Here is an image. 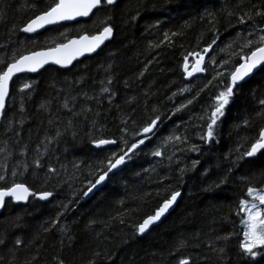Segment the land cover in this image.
Instances as JSON below:
<instances>
[{
	"label": "trees",
	"instance_id": "1",
	"mask_svg": "<svg viewBox=\"0 0 264 264\" xmlns=\"http://www.w3.org/2000/svg\"><path fill=\"white\" fill-rule=\"evenodd\" d=\"M4 0H0L3 3ZM10 7L7 9L6 22L0 23V57L8 59L14 51L24 52L30 50H44L46 41L48 45L52 39L58 36L55 26L51 31L48 29L34 36L26 35L22 32L10 33L13 24L17 27L27 22L32 15L30 12H23L20 6L25 0H6ZM42 3V0H36ZM136 0H120L119 5L112 13L113 20L110 23L114 27V37L98 54L86 58L68 70H60L54 67H48L38 75H23L29 82L34 83L35 91L31 99H25L24 115L28 119L22 132L21 144L9 143V149L17 153L23 146L28 144V156L19 157L13 155L12 161L8 163L13 165L20 159L31 161L35 156L34 149L40 140L47 133L54 135V129L49 131L47 124V114L38 112L40 103L53 96L59 95L61 99L71 90L73 82L85 78L84 84H77V88H84L89 92L98 91L99 81L104 80L106 76H111L114 80L111 86L116 93V101L113 105H107L104 101V107L100 108L99 117H90L88 121L82 122L77 126L78 136L72 139L70 133H66L58 143L49 145V153L45 156L44 162L50 166H55L61 170V182L68 178L70 183H64L60 187L55 178L46 186L33 180L30 176H24V182L31 186L37 192L53 191L55 195L50 201L42 203L30 198L27 205H16L15 203L6 204L2 214H0V231L7 230L9 243L12 239L20 238L25 243L20 246L15 264H24L26 260H31L33 255H37L36 246L28 247V241L34 234L42 233L46 222L55 219L59 212L63 211L61 202L68 204L70 201L71 211L60 217V224L57 228L67 225L70 233L74 237L72 246H68L67 237L64 238V245H61V234L53 229L52 232L40 236L38 243H43V248L38 253V259L33 264H55L54 257L60 256L65 264H89V259L93 258L95 251L110 253V258L103 256L97 259L96 264H179V261L185 258L196 259L197 264H216L215 258L205 260V255L211 256L208 252L207 244L210 238L217 234H224L234 230L238 231V219L235 216L234 209L239 199L244 198L246 194V185L242 184L241 177L254 176L264 171V154H258L253 158H246L240 162V167L236 168L229 176L228 183L223 184L221 188L213 192H205L203 189L209 183L218 181L224 174V169L231 167L228 160L225 159L229 152L238 146L241 137L249 136L245 148L249 147L254 137L258 136L261 123L255 122L253 127L245 129L242 127L243 120L254 114L253 91L257 95L264 94V73L255 75L248 83L244 84L241 93L234 97V102L226 108V115L222 118L217 129L219 143L206 144L195 138L196 133L201 129L187 124L189 116H195L201 112L200 104L204 102L208 93L215 94L217 89L209 87L208 91L201 95L200 101L191 106L192 112L188 109L184 113H178L172 120H166L160 127V136L166 137L175 130L176 134L183 133L187 128V135L191 136V143L201 146V154L190 153L185 155L180 152V148L187 145H179L173 149L169 145L164 149L165 153L173 150L176 156L173 160L180 159L179 164L173 163L169 166V161L161 157H153L149 154L150 148H155L161 140L153 138L155 143L148 141L149 148H145L144 153L131 161L126 171L113 182L108 183L103 191L96 192L88 200L82 194L72 200V195L77 189H81L90 179L88 175V165L94 164L96 157L94 149L90 143L88 132L95 135L100 133L91 128V120L96 119L103 127L106 126L105 136H119L118 125L119 117L123 112L129 111V106L125 104V98L134 102V119L138 126L147 122L148 115H152L150 109H145V92L151 94L147 100L148 105L158 107L161 113L170 114L169 110L177 107L185 101V97H190L199 88L206 83V79H211L214 69L206 65L208 70L204 75L193 77L191 80L184 79L181 71L176 70L177 62L182 60L181 53L185 49H196L199 43L203 48L211 41L212 33L209 31L211 25L204 21L203 23L194 19L203 10L204 7L213 8L216 0H196L197 7L189 8L185 5L188 0H173L163 10L144 11L141 8L140 19L135 23L127 22V17L131 12L125 11V5L135 4ZM157 3H163V0H156ZM190 23V29H184L185 35L179 40L174 48L164 47L155 51H149V44L158 40H163V33L170 30L180 31L182 26ZM158 24L159 27H152V24ZM80 24L88 25V32H98L103 25L96 28L91 27L92 17L87 21H80ZM80 24H64L61 30H68L69 35L75 38L78 34L73 29H79ZM223 28V17L221 25ZM232 31H235L233 29ZM203 34V35H202ZM229 38L228 32H222L221 40L218 42L223 46V41ZM35 41V44H33ZM183 44V48L180 44ZM238 50V49H237ZM210 53L209 55H212ZM158 56V61H152ZM226 56V54H220ZM220 57H218L219 59ZM195 62L194 58H189V62ZM148 67V71L142 78L139 73ZM111 65L109 71L105 68ZM219 71V65L215 66ZM199 77V79H197ZM128 82V86L125 85ZM21 85L23 81L20 82ZM215 83V82H214ZM193 85V93H184L179 95L181 88ZM42 85V86H41ZM53 85L55 87H53ZM63 88L64 92H59ZM173 92L178 93L173 99L169 97ZM11 95L15 99H9L7 106L11 109L20 107V95L17 88L11 89ZM59 103L53 100L52 111L55 112L56 105ZM118 104V106H117ZM111 107V111L108 108ZM66 115V114H62ZM198 121H194L196 123ZM179 125V127H177ZM61 123L60 127L63 128ZM4 138L0 137V153L4 150ZM131 142V140H130ZM115 147V146H109ZM242 148L241 151H244ZM43 150V149H42ZM206 153V154H205ZM199 159L195 171H189L183 180L179 178V169L191 167L192 161ZM231 160H236V153L233 152ZM4 162L3 155H0V163ZM83 162V163H82ZM74 163L81 165L80 170L73 167ZM66 169V171H65ZM201 169L208 171V176L201 173ZM22 171V169L18 170ZM43 175V173H41ZM73 174L77 179H72ZM171 178L163 180L165 175ZM202 175V176H201ZM163 180V183L158 182ZM255 183V181H253ZM71 185V186H70ZM258 187L264 186L257 184ZM167 188V191H165ZM180 191L182 196L175 209L168 215L160 225L153 227L146 235H134L136 227L143 222L149 215L154 214L156 209L163 203L173 191ZM151 193L152 195H147ZM159 193V195H157ZM38 210V211H37ZM124 214L126 223L121 224L119 218ZM116 217V219H113ZM231 221L235 223H230ZM19 223L21 227H16ZM129 225H132L131 227ZM103 236L100 240L96 236L100 233ZM194 235H199V247L192 245L197 243ZM242 234L234 236L229 242V255L236 250V244L242 240ZM188 241L189 246L179 251L181 241ZM61 248L63 250L61 251ZM3 255L7 256L6 252ZM260 264H264V259L257 258ZM226 264H232L227 260Z\"/></svg>",
	"mask_w": 264,
	"mask_h": 264
},
{
	"label": "snow or ice",
	"instance_id": "2",
	"mask_svg": "<svg viewBox=\"0 0 264 264\" xmlns=\"http://www.w3.org/2000/svg\"><path fill=\"white\" fill-rule=\"evenodd\" d=\"M120 0H42V3H37L36 0H25L20 6L23 12H30L32 15L27 22L17 27L15 24L10 28V33L22 32L26 34L37 33L41 29H46L47 26H60L55 29L58 36L52 39V43L48 45L47 41L44 50H30L26 54L24 52L14 51L10 58L5 59L0 57V137H3L4 150L0 155H3L4 162L0 163V210L6 207V204L11 203H29V198L39 201H50L55 195L53 191L37 192L27 185L22 179L24 176H30L33 180L46 186L53 178L56 179L60 187L64 183H70L68 178L62 182L60 180L61 170L55 166H50L44 162L45 156L49 153V145L56 142L66 134L70 133L73 140L78 136L77 126L82 122H86L90 117H99L101 115L99 109L104 107V101L111 106L116 101L115 90L111 87L114 80L111 76H106L104 80L99 81L100 87L98 91L89 92L84 88H77V84H84L85 78H81L77 82H73L72 88L66 95L53 96L52 99L44 100L40 103L38 112L47 114V124L49 131H54V135L47 133L40 140L39 144L34 149L35 156L31 161V165L26 160L20 159L10 166L8 163L12 161L13 155L19 157L28 156V144H23L22 148L13 153L9 149V143L21 144L22 132L25 124L28 123L27 117L24 115L25 99H31L32 93L35 91L34 83L19 74L37 73L44 69L46 65H55L59 68H68L73 61L85 56V54L96 53L105 45L106 41L112 39L114 35V27L110 23L113 20L112 13L119 5ZM173 0H163V3H157L156 0H136L135 4L125 5V11L131 12L127 17V22L135 23L140 19L142 14L141 8L144 11L163 10ZM189 8L197 7L196 0H188L185 5ZM10 5L6 0L0 3V23L6 22L7 9ZM92 17L91 27L96 28L103 25L98 32H88L86 24H80L79 18ZM221 17H223V28L221 25ZM197 21L203 23L207 21L212 33L211 41L203 48H200L199 43L196 49H185L182 60L177 62L176 70L181 71L184 79L192 78L196 73L206 72L208 70L205 64V57L208 58V65L214 69L211 74V79H206V83L202 85L190 97H185V101L181 102L174 109H170V114L161 113L160 109L155 106H149L147 100L151 98L149 92H145V109H150L152 115H148L147 122L142 126H138L134 112L135 97L132 100L125 98V104L129 106V111L123 112L119 117L118 125L119 136H105L106 126H101L96 119L91 120V128L97 130L100 134L95 135L93 132H88L90 143L93 148L98 150L94 153L96 157L95 163L88 165V175L90 179L83 188L77 189L72 195V200H75L78 195L88 197L90 194L103 191V188L108 183L113 182L115 178H119L126 171L131 161H134L138 155L144 153L145 148H149L148 141L155 143L154 137L161 140L160 144H156L155 148H150L149 154L153 157H161L169 161V166L173 163L179 164L180 159L173 160L176 156L175 150L170 153H165L169 145L173 149L179 145H187L180 148V152L188 155L190 153L201 154V146L196 143H191L192 137L187 135V128L183 133L176 134L175 130L172 134L162 137L160 136V127L166 120H172L178 113H184L185 109L192 111L191 106L200 101L202 94L208 91L209 87H215L216 93H208L204 102H201V112L195 116H189L186 121L192 127L201 129L196 133L195 138L203 141L206 144L219 143L217 129L222 118L226 115V108L234 102V97L241 93L244 84L248 83L255 75L264 73V0H216L213 8L204 7L198 16L194 17ZM76 21L80 24L79 29H73L78 34L75 38L69 35L68 30L64 28L63 22ZM152 27L158 28V24H152ZM191 24L187 23L182 26L180 31L170 30L163 33V40H158L149 44V51H155L164 47L174 48L179 40H182L185 35L184 29H190ZM235 29V31H232ZM49 31L53 29H48ZM222 32H228L229 38H226L222 43ZM203 35V34H202ZM35 44V41H33ZM5 45H0V48ZM183 48V44H180ZM238 49V50H237ZM213 53L212 55H209ZM226 56H220V54ZM194 58L195 63L189 65V58ZM218 57H220L218 59ZM158 61V56L152 61ZM219 65V71L215 68ZM148 66L139 73L138 78H142L148 71ZM112 68L108 65L105 71ZM15 78V80H14ZM199 79V77H197ZM21 81H23L21 85ZM215 82V83H214ZM128 86V82H124ZM10 86L18 89L20 95V107L16 109L14 106L9 109L7 106L8 100L15 99L11 95ZM53 87H55L53 85ZM59 92H64V89H59ZM184 93H193V85L181 88L179 95ZM178 93L173 92L169 97L170 100L177 96ZM253 106L255 112L253 115L246 117L243 120L242 127L250 129L255 122H260L261 127L257 137L252 138L253 142L249 147L245 148L249 140L246 134L241 137L238 146L231 150L228 156L225 157L229 161L231 167L224 169L222 177L215 182L209 183L203 190L205 192H213L221 188L223 184L228 183L229 176L232 172L240 167V162L246 158L256 157L258 154H264V94L257 95L253 91ZM53 100L59 101L56 105L55 112L52 111ZM118 106V104H117ZM111 111V107L108 108ZM66 114V115H62ZM194 121H198L194 123ZM64 124L63 128L60 127ZM175 125V121L172 120ZM179 127V125H177ZM131 140V142H130ZM115 146V147H108ZM245 148L244 151H241ZM43 149V150H42ZM236 153V160H231L232 153ZM199 159L192 161L191 167H183L179 169V178L183 177L189 171H195L199 165ZM73 167L80 170L81 165L74 163ZM22 169V171H18ZM66 171V169H65ZM43 173V175L41 174ZM204 176H208V171L201 169ZM73 174L72 179H77ZM171 177L165 175L163 180H168ZM163 180L158 182L163 183ZM255 181V183L253 182ZM242 184L246 185V194L244 198L239 199L235 209L233 210L238 219V231L234 228L233 231L217 234L210 238L207 244L208 252L211 254L205 255V260L212 257L215 258L216 264H226L227 260H231L232 264H260L257 259H264V186L258 187L257 184L264 185V171H261L254 176L241 177ZM71 186V185H70ZM167 191V188H165ZM147 195H152L148 193ZM159 195V193H157ZM182 196L180 191H173L163 203L156 209L154 214L149 215L142 223L136 227L134 235L143 236L152 225H157L161 222L170 209L176 204L179 197ZM70 203L61 202L63 211L59 212L55 219L51 222H46L47 226L43 228L42 233L34 234L28 241V247L36 246L37 255H33L31 260H26L24 264H33L37 260L38 253L43 248V243L40 241L41 235H46L56 229L61 234V245H64V238L67 237L68 246H72L74 237L69 235L70 228L67 225L57 228L60 224V217L71 211ZM116 219V217H113ZM230 223H235L228 218ZM121 224L126 223L124 214L121 213L119 218ZM130 227L132 225H129ZM16 227H21L19 223ZM243 239L236 244V250L229 255V242L234 236L241 235ZM103 236L101 232L96 236L100 240ZM193 239L197 242L193 247H199L201 241L199 235H194ZM25 242L20 238L12 239L9 243V235L7 230L0 231V264H15L20 246ZM189 246L188 241H181L178 251ZM63 248H61V251ZM8 255L5 256L3 253ZM110 258V253L95 251L93 258L89 259V264H96L97 259ZM55 264H65V261L60 256H55ZM179 264H197L196 259L185 258L179 261Z\"/></svg>",
	"mask_w": 264,
	"mask_h": 264
},
{
	"label": "water",
	"instance_id": "3",
	"mask_svg": "<svg viewBox=\"0 0 264 264\" xmlns=\"http://www.w3.org/2000/svg\"><path fill=\"white\" fill-rule=\"evenodd\" d=\"M91 17H88V18H79V20L80 21H87V20H89ZM76 21H72V22H63L64 24H72V23H75ZM53 27H55V26H47V28L46 29H41V30H39L37 33H32V34H26V33H24V34H26V35H29V36H34V35H38V34H40V33H42L43 31H45V30H47V29H50V28H53ZM113 37H114V35H113ZM113 37H112V39H113ZM112 39L111 40H109V41H106L105 42V45H102V47H101V49H98L97 50V52L96 53H92V54H85V56H82V57H80V58H78L77 60H75V61H73V63H72V65H70L68 68H59V66H55V65H46L45 66V68L44 69H41L39 72H37V73H28V74H19V75H21V76H23V75H38L39 73H41L42 71H44L46 68H48V67H54V68H58V69H60V70H68V69H70L74 64H76V63H78V62H80V61H82V60H84V59H86V58H90V57H93V56H95L96 54H98L108 43H110L111 41H112ZM205 62H206V57H205ZM200 75H204V72H202V73H196L193 77H196V76H200ZM192 77V78H193ZM192 78H190V79H187L188 81L189 80H191ZM14 80H15V78H14ZM11 89H12V87L10 86V92H11ZM8 103V102H7ZM109 147V146H108ZM94 194H90L88 197H86V199L88 200L89 198H91L92 196H93ZM31 198V197H30ZM30 198H29V200H30ZM51 200V199H50ZM180 200V197L178 198V200H177V202H176V204L173 206V208L172 209H170L169 210V212L164 216V217H162L161 218V222H159L157 225H152V226H150V228H149V230L147 231V232H145L144 233V235H146L153 227H156V226H158V225H160L161 223H162V221L175 209V207H176V205H177V203H178V201ZM37 201H39V200H37ZM40 202H42V203H46V202H48V201H40ZM16 205H27V204H25V203H23V202H21V203H19V204H17V203H15ZM3 210L4 209H2V210H0V214H2V212H3ZM143 235V236H144Z\"/></svg>",
	"mask_w": 264,
	"mask_h": 264
},
{
	"label": "rangeland",
	"instance_id": "4",
	"mask_svg": "<svg viewBox=\"0 0 264 264\" xmlns=\"http://www.w3.org/2000/svg\"><path fill=\"white\" fill-rule=\"evenodd\" d=\"M194 61L193 62H189V65H190V67L192 66V65H194Z\"/></svg>",
	"mask_w": 264,
	"mask_h": 264
},
{
	"label": "bare ground",
	"instance_id": "5",
	"mask_svg": "<svg viewBox=\"0 0 264 264\" xmlns=\"http://www.w3.org/2000/svg\"><path fill=\"white\" fill-rule=\"evenodd\" d=\"M75 65V64H74ZM42 86V85H41ZM192 112V111H191ZM206 154V153H205ZM83 163V162H82ZM49 165V164H48ZM202 176V175H201ZM30 203V202H29ZM38 211V210H37ZM170 215V214H169Z\"/></svg>",
	"mask_w": 264,
	"mask_h": 264
}]
</instances>
